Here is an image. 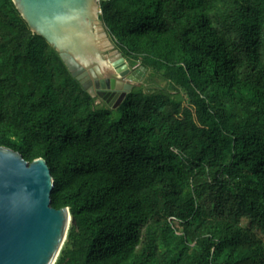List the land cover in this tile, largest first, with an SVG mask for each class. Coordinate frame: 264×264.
<instances>
[{
  "label": "trees",
  "instance_id": "obj_1",
  "mask_svg": "<svg viewBox=\"0 0 264 264\" xmlns=\"http://www.w3.org/2000/svg\"><path fill=\"white\" fill-rule=\"evenodd\" d=\"M101 8L147 68L117 106L0 0V144L45 157L76 218L55 264H264V0Z\"/></svg>",
  "mask_w": 264,
  "mask_h": 264
},
{
  "label": "water",
  "instance_id": "obj_2",
  "mask_svg": "<svg viewBox=\"0 0 264 264\" xmlns=\"http://www.w3.org/2000/svg\"><path fill=\"white\" fill-rule=\"evenodd\" d=\"M14 1L93 96L117 106L137 84L140 75L110 36L100 0ZM54 186L45 157L30 161L0 144V264H55L76 218L70 206L53 205Z\"/></svg>",
  "mask_w": 264,
  "mask_h": 264
},
{
  "label": "rangeland",
  "instance_id": "obj_3",
  "mask_svg": "<svg viewBox=\"0 0 264 264\" xmlns=\"http://www.w3.org/2000/svg\"><path fill=\"white\" fill-rule=\"evenodd\" d=\"M135 69L138 71V73L140 75V78L138 80H136V83L138 84V83H141L142 81H144L145 78L147 77V70L143 66L138 65V62L135 63Z\"/></svg>",
  "mask_w": 264,
  "mask_h": 264
},
{
  "label": "flooded vegetation",
  "instance_id": "obj_4",
  "mask_svg": "<svg viewBox=\"0 0 264 264\" xmlns=\"http://www.w3.org/2000/svg\"><path fill=\"white\" fill-rule=\"evenodd\" d=\"M133 70V69H132ZM135 70V69H134ZM109 90L107 89V91H105V94H107V92H108Z\"/></svg>",
  "mask_w": 264,
  "mask_h": 264
},
{
  "label": "built area",
  "instance_id": "obj_5",
  "mask_svg": "<svg viewBox=\"0 0 264 264\" xmlns=\"http://www.w3.org/2000/svg\"><path fill=\"white\" fill-rule=\"evenodd\" d=\"M100 1H102V0H100Z\"/></svg>",
  "mask_w": 264,
  "mask_h": 264
}]
</instances>
